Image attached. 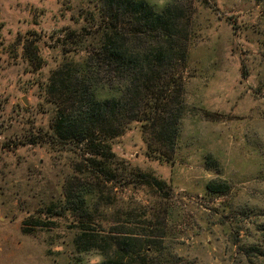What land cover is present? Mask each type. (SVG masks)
<instances>
[{"label": "rangeland", "instance_id": "374dc122", "mask_svg": "<svg viewBox=\"0 0 264 264\" xmlns=\"http://www.w3.org/2000/svg\"><path fill=\"white\" fill-rule=\"evenodd\" d=\"M173 3L189 38L174 162L149 159L133 124L112 142L108 181L88 175L83 148L44 143L45 86L64 53L85 55L75 41L94 29L98 0H0V264L101 260L75 251L73 217L47 215L77 180L96 192L97 230L146 229L174 264H264L251 254L264 252V0ZM143 173L151 182L131 176ZM210 181L222 191H208Z\"/></svg>", "mask_w": 264, "mask_h": 264}, {"label": "trees", "instance_id": "16d2710c", "mask_svg": "<svg viewBox=\"0 0 264 264\" xmlns=\"http://www.w3.org/2000/svg\"><path fill=\"white\" fill-rule=\"evenodd\" d=\"M95 8L94 29L75 41L85 55L64 53L66 60L52 71L45 86L51 121L44 143L57 150L83 148L88 175H105L111 181L117 160L112 142L133 124L140 129L149 159L174 162L185 111L179 71L187 60L189 38L182 9L173 0L161 10L146 0H98ZM69 35L68 39H76ZM28 56L37 57L31 52ZM131 176L146 183L153 179L144 173ZM206 187L212 193L222 191L212 181ZM60 193L61 204L49 206L47 215L73 217L78 224L72 245L78 253L99 255L95 264L175 263L146 229L135 232L122 225L108 232L91 227L97 207L90 185L69 181ZM58 207L56 214L53 209ZM252 251L264 255L260 246Z\"/></svg>", "mask_w": 264, "mask_h": 264}]
</instances>
